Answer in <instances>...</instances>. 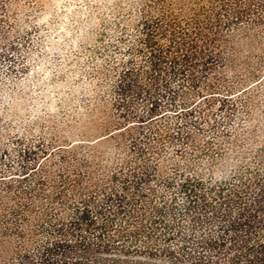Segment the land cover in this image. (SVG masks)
<instances>
[{
  "label": "rangeland",
  "instance_id": "1",
  "mask_svg": "<svg viewBox=\"0 0 264 264\" xmlns=\"http://www.w3.org/2000/svg\"><path fill=\"white\" fill-rule=\"evenodd\" d=\"M252 1L259 9L230 30L239 52L220 71L221 94L184 109L182 98L153 86L154 120L137 86L146 75L135 72L149 63L135 51L147 0H11L0 38V179H14L10 191V181L0 182L11 197L0 214L21 204L26 213L24 222L0 217V264H231L233 244L202 243L226 225L206 220L202 201L183 186L233 182L264 151L256 146L230 173L236 134L243 150L264 125L261 115L247 122L264 104V81L242 93L264 79V0ZM257 177L264 180V168ZM25 249L30 258L21 260Z\"/></svg>",
  "mask_w": 264,
  "mask_h": 264
},
{
  "label": "trees",
  "instance_id": "2",
  "mask_svg": "<svg viewBox=\"0 0 264 264\" xmlns=\"http://www.w3.org/2000/svg\"><path fill=\"white\" fill-rule=\"evenodd\" d=\"M9 3L11 0H0V38L2 39L5 27L9 26L6 18ZM144 5L146 8L140 13V35L137 39L138 48H135V51L147 56L149 63L143 66H139L138 63L135 72H140L139 68H142L143 75H146L147 83L137 81L138 84L142 83L137 86L143 94H149L147 100L151 107L147 111V116L154 119L159 111L158 102L151 94L153 86H164L172 92V95L177 96L178 99L182 98L180 107L184 109L189 108V105L197 98L221 94L217 92L222 90L218 83L220 71L228 68L229 63H234L235 53L239 52L238 45L234 43L235 35H231L234 32L230 30L238 22L243 21L247 14L253 12V7L258 5L252 0H147ZM230 44H233L234 48L231 53ZM250 46L248 44V48ZM249 74H252L250 78L258 77L256 73ZM263 81L264 79L251 88L244 89L242 93ZM231 90L230 88L225 92L230 93ZM173 106L171 103L165 108ZM261 108H264V104L255 106L250 111L249 121H247L249 126H253L258 121L260 123L259 116L264 117ZM133 119L137 120L136 124H141L145 122L146 117L133 115ZM113 135L109 134L102 140ZM239 136L236 134L234 137L236 148L229 149L228 153L227 165L230 167V173L236 172L241 164H248L251 160V151L256 146H264V125L258 127L255 133L252 132L250 143L243 150H240L237 144L240 140ZM166 138L167 135L160 134L158 141H166ZM261 152L257 158L253 157L254 162L246 167V172L235 175L237 178L233 182L228 181L226 177H220L215 182L211 181L210 186L205 190H199L196 184L204 185L202 179H187L183 186L186 193L194 194L202 201V209L206 214L209 213L205 217L206 220L211 221L215 227H219V224L226 225L221 227L220 234L204 239L202 243L209 250L225 247L228 242L233 244L235 257L230 259L231 264H238L243 260L248 264H264V180L261 181L257 177L260 168H264V151L261 150ZM22 169L25 172L28 170L26 167ZM246 173H249L250 178ZM75 175L77 174L74 172ZM3 178L0 182L10 181L6 183L8 184L6 189L10 191L11 180L14 177ZM45 181L46 179L41 177L37 183L43 186ZM73 182H76V179ZM252 186L256 191L252 192ZM3 194L0 192V206L1 204L6 206L5 204H9L11 200V197ZM16 196L21 199V193H17ZM25 209L26 207L21 204L18 209H10L6 214H0V217L6 224H8L6 220L8 216L16 222L18 220L24 222ZM82 213L84 215L86 212ZM1 221L0 219V223L4 225V221ZM6 231H8L7 228L4 229V233L1 232V237L5 236ZM108 244L109 242L106 245ZM23 252L18 255L21 260L30 258L26 249ZM6 259V256L1 255L0 252V262Z\"/></svg>",
  "mask_w": 264,
  "mask_h": 264
}]
</instances>
